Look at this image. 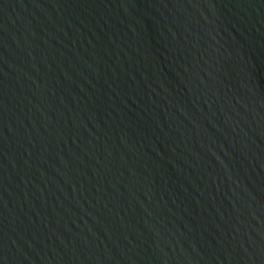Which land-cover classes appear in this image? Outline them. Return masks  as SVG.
I'll use <instances>...</instances> for the list:
<instances>
[{"label":"water","instance_id":"95a60500","mask_svg":"<svg viewBox=\"0 0 264 264\" xmlns=\"http://www.w3.org/2000/svg\"><path fill=\"white\" fill-rule=\"evenodd\" d=\"M0 264H264V0H0Z\"/></svg>","mask_w":264,"mask_h":264}]
</instances>
